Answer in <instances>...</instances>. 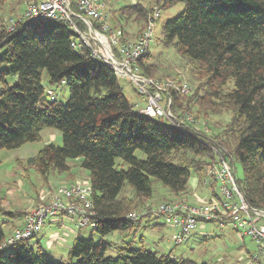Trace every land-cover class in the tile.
Here are the masks:
<instances>
[{"label":"trees","instance_id":"16d2710c","mask_svg":"<svg viewBox=\"0 0 264 264\" xmlns=\"http://www.w3.org/2000/svg\"><path fill=\"white\" fill-rule=\"evenodd\" d=\"M4 2L0 0V9ZM178 2L183 3V9L161 25V42L185 60L189 78L179 73L175 77L186 80L191 90L186 96L174 93L172 105L195 119L230 113L228 123L212 132L214 135L193 134L174 128L165 118L138 113L112 69L93 58L68 24L25 20L8 30L0 14V150L37 141L44 128L57 129L61 145L43 144L22 167L33 169L46 181L51 171L68 172V161H76L86 171L92 191L95 225L91 231L101 237L113 231L135 235L140 226L144 216L137 220L125 217L136 210L133 199L120 195L125 185L138 199L150 197L154 179L179 195L187 191L193 171L198 183L210 185V196L218 197L211 177L203 183L207 169L217 161L218 147L240 164L242 177H235V181L245 201L264 209V0L156 3L166 8ZM152 12L151 6L137 2L121 7L119 16L136 24V39ZM92 26L98 27L95 22ZM116 28L127 37L118 20ZM136 64L144 77L165 78L153 76L157 64L151 61L148 48ZM43 71L48 86L67 87L64 104L55 97L47 98L41 84ZM136 151L142 152L144 159L136 157ZM26 213L0 207V244L22 227ZM18 218H22L21 226L15 224ZM37 233L1 248L0 264H192L143 247L117 246L79 236L72 241L66 262H57L38 240L35 247L29 244ZM111 249L116 256L106 255ZM260 258L253 263L262 264Z\"/></svg>","mask_w":264,"mask_h":264},{"label":"built area","instance_id":"2783aa9c","mask_svg":"<svg viewBox=\"0 0 264 264\" xmlns=\"http://www.w3.org/2000/svg\"><path fill=\"white\" fill-rule=\"evenodd\" d=\"M102 0H23V9L18 16H11L5 26L11 30L20 21L48 19L68 24L78 38L90 49L93 58L105 62L117 78L127 80L134 86L141 98L142 106L138 113L150 118H165L176 129L190 131L193 134L208 133L205 122H198L188 111L173 108V94L186 96L190 86L186 80L165 78L153 80L140 74L136 60L148 48L154 23L159 17V10L154 9L147 20L145 29L134 40L123 36L121 29L111 28L101 12ZM76 20L84 25L81 30ZM97 23V29L92 23ZM76 42H71L75 46ZM53 98V92L48 91ZM217 161L210 168L209 177L218 184V197L209 196L198 205H188L183 201L166 202L159 205L157 214L176 229L171 240L180 244L189 239L197 227H205L214 222L218 226H229L240 240L249 237L255 245V253L242 255L240 264H253L256 259L264 257V209L251 207L244 199L235 181L233 160L226 149L215 150ZM203 183H207L204 179ZM89 182L74 180L68 186L60 185L54 189L40 192L36 205L29 210L21 228L15 229L0 244V249L37 233L48 220L57 221L60 216L75 217L77 228L95 225V211L91 200ZM152 210L130 212L125 217L137 220L150 214Z\"/></svg>","mask_w":264,"mask_h":264},{"label":"rangeland","instance_id":"374dc122","mask_svg":"<svg viewBox=\"0 0 264 264\" xmlns=\"http://www.w3.org/2000/svg\"><path fill=\"white\" fill-rule=\"evenodd\" d=\"M101 2L103 4L101 12L105 16L107 25L111 28H116L117 20L121 22V25L127 31L126 38L128 40H134L138 28L134 22H127L119 16V9L137 2L144 6H151L153 11L154 9H158L159 17L154 23L152 39L148 46L151 61L157 64V69L153 73V76L156 78L177 79L179 77H175V75L179 73L181 77L189 78L188 65L185 64V60L176 53L172 46L162 44L160 33L161 25L177 16L183 9V3L178 2L164 8L163 6L159 7L156 3L157 0H102ZM22 3L23 0H5L0 9V14L3 15L4 21H7L8 17L18 16L24 6ZM45 75L46 73L43 71L41 84L44 86L45 92L48 94V91L51 90L57 102L64 104L68 98L67 87L65 85L48 86ZM117 81L128 102L134 105L135 110H138L142 106V102L141 98L136 94L134 86L121 78H117ZM50 97L48 94L47 98ZM229 117L230 113L223 112L218 115L209 114L206 118L201 115L200 118L196 119L198 122H205L209 128L208 133L214 135L212 132L221 130L228 123ZM50 142L61 145V133L54 128H44L40 131L39 140L24 143L14 149L0 150V207L2 209L14 210L15 208L28 212L36 205V197L40 192L54 189L59 185L68 186L76 179L87 182L86 171L79 168L76 161L73 160L68 161L70 165L68 172L58 173L53 170L48 174L46 181L33 169H28V171L23 169V161L35 155L43 144ZM135 156L139 159H144V154L140 151H136ZM117 163H120L119 159ZM233 164L235 177L241 178L240 164L236 160L233 161ZM123 166L125 167L126 165L123 164ZM209 171L210 168L206 171L207 177L205 179L207 182L210 176ZM193 177H195V173L191 171L187 191L179 195L170 192L160 181L154 179L152 182V192L148 199L136 198L133 190L128 185H125L120 195L133 199L134 206H136L135 212L152 210L150 214L142 217L140 226L136 230V233H134L135 235L125 236L126 233L124 232L113 231L101 237L99 234L92 232L89 226L77 228L74 225L75 217L62 216L61 223L53 222L49 225L46 221L42 225L41 234L39 235L40 247L53 260L66 262L68 251L74 240L73 238L75 236L81 238L91 237L95 242L102 239L113 242L117 246L129 244L131 248L143 247L160 254H169L172 258L189 260L192 264H240L241 262L238 259L242 258L243 255L240 250H247L248 254H253L255 253V245L249 237L244 236L243 240H240L236 233L227 225L220 227L216 223L210 222L205 225V229L196 228L190 238L180 244H174L171 240V236L175 233L176 229L171 226V223L166 222L162 216L158 215L156 211L162 203L183 201L192 206V203L195 201L193 194L199 197L208 195L209 186H207V189L200 184L197 188H193ZM217 186L218 184L216 183L213 187L215 191L218 189ZM204 200V198L201 199V201ZM4 230L6 231V227H4ZM72 231L76 233L73 238H71ZM52 232L57 233L56 235L58 236V240L53 245L54 247L56 246L55 249L51 248L52 246L50 248L47 246L49 234ZM140 237H143L142 242L139 240ZM62 238L65 240L62 246L58 247ZM28 241L33 247L36 246L33 238ZM5 251H9V248L5 249ZM106 255L114 257L116 256V252L114 249H111L107 251ZM243 260L246 259L244 258ZM260 261L264 264V257H261Z\"/></svg>","mask_w":264,"mask_h":264},{"label":"crops","instance_id":"0c3cea01","mask_svg":"<svg viewBox=\"0 0 264 264\" xmlns=\"http://www.w3.org/2000/svg\"><path fill=\"white\" fill-rule=\"evenodd\" d=\"M192 180H193V188L195 189V188H197L199 185H200V183H198L197 182V179L195 178V177H193L192 178ZM202 186H204V187H206L207 188V186H210V185H203L202 184ZM208 189V188H207ZM208 193V195H206V196H204V197H199V196H197L196 194H193V198H194V202L192 203V205H196V204H198L199 203V201L202 199V198H204V199H208L209 198V196L211 195V189H209V191L207 192ZM206 193V194H207ZM61 220H62V216H60L59 217V219H57V221H51V220H48L47 221V223L50 225V223H53V222H56V223H61ZM15 224L17 225V226H21V224H22V219L21 218H18V219H16V222H15ZM223 227H225V226H223ZM198 228V227H197ZM200 229H205V227H202L201 226V228ZM194 232H192V234H193ZM41 234V228H40V230L38 231V233L34 236V238H33V241L35 242V241H39V235ZM57 233H55V232H52V233H50L49 234V237H48V240H47V246H48V248H50L51 246V248H53V249H55L56 248V246L54 247L53 245H54V242L56 241V240H58V236L56 235ZM76 233L75 232H71V238H73L74 237V235H75ZM69 236V235H68ZM68 236H66V237H68ZM76 237V236H75ZM74 237V238H75ZM73 238V239H74ZM64 238H62L61 239V243L59 242V246L58 247H60V246H62V244H63V242H64ZM40 243V242H39ZM68 243V242H67ZM241 249V248H240ZM51 250V249H50ZM240 252L244 255V253L245 254H247L248 252H247V250H243V249H241L240 250Z\"/></svg>","mask_w":264,"mask_h":264}]
</instances>
